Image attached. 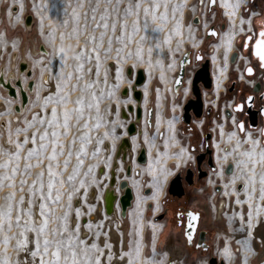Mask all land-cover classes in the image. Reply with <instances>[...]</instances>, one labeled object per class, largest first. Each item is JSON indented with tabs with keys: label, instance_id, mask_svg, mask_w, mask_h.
I'll list each match as a JSON object with an SVG mask.
<instances>
[{
	"label": "rangeland",
	"instance_id": "obj_1",
	"mask_svg": "<svg viewBox=\"0 0 264 264\" xmlns=\"http://www.w3.org/2000/svg\"><path fill=\"white\" fill-rule=\"evenodd\" d=\"M245 2L246 0H229L232 9H235L239 15L236 19H233V16H229L232 17L230 19L225 14L223 16L224 9L215 6L210 12L206 11L201 22L196 24L191 22V17L193 15H203L207 2H202V0H141L139 13L137 14L133 7L131 14L127 15L124 14V6L127 4L134 6L136 0H121L119 18L127 22L125 32L126 34L132 33L133 42L129 44L126 38L124 43L115 40V36L120 34L119 24L117 32L112 33L111 20L114 17L110 16L109 29L107 30L103 47H107V35H113L111 52L106 57L101 49L98 74L95 59L88 61L85 56L83 76L80 80H77L76 77L80 74L76 71V65L79 62L75 59L74 53L79 51L80 46L86 45L85 37L93 31L92 25L96 23V20H100L103 0H101V7L95 13L96 20L92 19L93 13L91 11V8L96 5V0H84L83 8L79 7L80 0H12V3L11 0H0V72L4 70V74L6 73L10 61L12 62L11 65H13L14 58L10 54L13 50V53H16V60L21 55H26V57L29 55L30 58H33L31 60L34 64L28 76L22 74V77L32 86V90L29 92L28 99L24 101V108L18 116L14 113L20 99L11 97L9 95L10 89L6 92L4 87L0 85V164L4 161H9V169L5 170L0 167V173L10 171L13 162L6 155V152L15 151L14 145L7 143L9 130H11L13 140L22 142L26 133L24 131L17 133V128L23 129L27 127L29 136L33 131H44L47 128L49 140H51L53 139L51 132L54 125H48L47 120L51 118L52 104H45V98L52 97L58 100L59 96L63 95L64 92H70V102L64 107L73 109L75 100L83 96V114L80 116L79 121L75 119L76 113H73L69 134L58 137L64 142L65 150L62 155L58 154L57 156L59 164L56 167L62 171L60 176L55 178L56 183L53 186L52 196L54 198L57 195V190H59L60 200L58 203L45 201L48 207L55 210V215L58 218L49 223L48 234L50 235V230L56 227L58 231L56 238L62 239L64 243L70 244L71 248L76 250L77 260L80 264H84L86 260L88 264H95L96 256L100 257L101 264H127L128 257L121 256V253H128L131 248L132 255L135 256L137 240L140 241L141 264L149 258L150 261H156L157 264H209L207 261L210 255L209 251L202 252L197 250L192 254H188L182 233L177 232L171 235V233L163 230L162 221L155 220V217L160 213L162 200L169 181L175 171L180 169L186 160L190 158V153L186 150L187 132L181 122V105L187 92H180L175 96L172 82L178 71V60L181 54L188 49L195 51L201 48L202 53L209 57L210 61H212L211 54H213V58H216V62L213 65L211 64V73L214 74L215 81H218L215 83L216 89L219 90L221 88V74L226 68L227 70L232 69L228 62V52L233 48L234 41L240 37L241 33L246 31L248 26L247 19L252 12H244L243 4ZM152 3L159 4V7L155 9V21L151 18V11L147 16L143 11L145 4L150 5ZM165 3L168 5L167 9L164 7ZM181 4L184 7L180 8L179 5ZM14 5L17 6L13 8L14 11L18 9L16 12L12 11V6ZM173 5L178 6L175 12H173ZM196 5L197 11L193 13ZM73 9L80 14V19L75 24L72 20ZM85 13L87 14V19H85ZM162 13H166L167 20L163 21V30L158 32L155 30V25L161 23L160 16ZM28 14L32 17L30 27L25 25V16ZM65 19L68 20L67 25L62 23ZM214 20L218 21V23L225 22L226 27L220 30L217 38L210 37L207 41H204L205 28L213 23ZM100 22L103 23L102 20ZM134 22L136 23L134 24ZM145 23L148 24L146 28L143 27ZM136 24L140 26L138 31ZM85 25L86 30L80 34L79 41H77L76 37L69 35L73 27H83ZM100 31H103V29L96 28L94 35L98 37ZM61 33L64 34L63 39H61ZM165 34L169 36L167 44L163 43ZM141 37H144L142 41L143 58L137 59L135 41ZM157 40L161 42V47L159 49L153 48V54L150 58L151 63H148L147 49L153 46ZM86 47H91V45L87 44ZM35 48H38V51ZM42 48L46 53L41 51ZM59 48L64 49V53L67 55L66 60L62 59L63 54H58L57 50ZM117 48L122 49L120 55L125 57L123 60H117ZM129 49L132 51L130 56L127 55ZM225 53H227V58H225ZM170 64L172 65L171 67H169ZM193 66H196V63ZM128 67L132 69L131 74L127 73ZM138 68H142L145 74L144 83L142 84L145 96H142L141 105L147 106L145 110L148 107L152 108L151 123L140 122L138 131L132 134L133 144L130 152L125 159L119 158V160L121 163H130L132 165V155L135 150L138 151L141 144L145 145L147 156L144 163H139L135 160V163L139 164V168L132 170L131 175L136 189V199L133 196L125 214L120 216L119 213L121 222L112 219L117 233H111L110 235L108 227H106L107 224L104 226L103 219L100 217H96L95 220L88 219L90 214L96 210V194L100 187V179L96 174V167L102 164L104 160L106 163L110 161L111 156L106 152L105 146L110 143L111 148L114 147L119 136L125 131L127 121L130 120L121 116L120 108L129 99L133 100V98L131 94L122 95L121 90L122 88H128L129 90V85H133L135 70ZM117 69H119V79ZM192 70V66L188 67L186 76L191 74ZM227 70L223 80L226 79ZM69 72L72 73L70 80L67 77ZM61 73H63V76ZM62 81H67V83H62ZM58 83H61L62 87V91L59 93L57 92ZM73 84L77 85V87L74 91H71V85ZM86 84H91V88L85 87ZM97 103L99 105L98 111ZM89 104L92 105L91 108L88 107ZM57 107L59 109L61 106L58 104ZM161 111L163 112L162 118L165 123L159 129V116L157 114L159 115ZM34 114L35 120L33 119ZM40 117L45 118L43 125L39 123ZM60 119L62 120V117ZM26 121H33V123L26 125ZM225 122V127L230 125L227 120ZM85 124H87L86 127L84 126ZM160 132H162V136H159ZM69 141L74 142L69 144ZM39 142V139H37V143ZM81 144L84 146V151L80 154L79 159L83 161V164L78 166L79 170L74 173V179L68 181L67 177L73 174V168L77 167L78 157L76 153L79 151ZM166 144L167 147H165ZM30 147H33L30 140L28 143L23 144L21 157ZM69 147L72 151L70 157H68ZM245 147L249 148V144L246 143ZM181 149L184 151L182 152ZM50 150L51 148L49 147L48 151ZM57 151L59 153V147ZM245 156L247 157V155H244L239 160L251 162ZM66 157H68L67 168L63 164ZM257 158L255 159L258 162L254 173H246V177L251 178L254 175V183L251 179L252 186L249 194L251 196L255 194L251 209L252 224L259 226L264 224V219L260 220V216L264 215V199L260 197V177L264 175V162H261L260 154H258ZM29 162L34 163V159ZM221 162L223 163V161ZM24 163L25 161L21 158L19 161L21 170ZM47 163L48 161L45 159L44 164L46 165ZM126 164L124 166V174ZM39 170V166L29 170L31 172V175L27 177L29 184L36 178V173ZM238 170H240V166ZM241 173L240 171L237 175ZM19 179L20 176L17 173L15 199H18L21 195L18 190L20 187ZM48 179L45 168L43 177V194L45 197H47L48 192ZM60 180L64 181L62 186ZM228 182L226 184L231 187L232 179H229ZM24 187L27 189L28 185L26 184ZM34 187H39V181ZM253 187H255L254 192ZM89 190L90 192L93 191L92 195ZM9 191L10 189L6 183L3 187H0V210L5 207V198ZM68 192L72 193L71 202L68 199ZM39 197V192L32 195L34 226H38L42 219L39 216ZM145 198L148 199L146 202ZM213 198H216V196ZM213 204L203 207L202 221L203 226L209 227L211 231L212 256L214 257L215 255L220 258L225 264L228 261V264H264V244L257 241L256 246L250 247L247 243L246 247L243 237L236 236L243 231L241 227L244 222H246L248 227L249 206L238 203L235 208H224L219 215L217 210H215V202ZM257 204L261 206L259 214H257ZM22 206L28 207L26 203ZM77 209H79V216H77ZM65 211H67L68 216L66 223H63L59 217H62ZM13 216H15V212H13ZM82 218L87 219L85 223L82 222ZM20 223H24L23 218ZM13 225L9 230L7 229V221H5V230L10 236L12 233H19V229L15 227V220H13ZM77 225H79L78 230ZM61 226L65 229L62 233L59 232ZM27 234L30 239L35 237V233L31 232L30 229ZM154 235L155 254L153 253ZM17 238L18 236L13 237L7 247L8 258L13 264H15L17 259L22 261L25 258L23 253H20L19 256L17 255V250L14 247ZM81 240L83 244L79 243ZM93 244L96 245L95 248L91 247ZM106 245H111V248L106 247ZM225 245H227L229 250L228 256L223 251ZM32 246L34 245H30V247ZM248 247L252 251L249 252L247 250ZM85 251H87V255L84 254ZM110 252L111 256H109ZM63 254L65 253L62 250ZM66 254L71 259V253L68 252ZM3 255V233H0V257H3ZM31 259L29 256V264H31ZM133 264H135V261Z\"/></svg>",
	"mask_w": 264,
	"mask_h": 264
},
{
	"label": "flooded vegetation",
	"instance_id": "obj_2",
	"mask_svg": "<svg viewBox=\"0 0 264 264\" xmlns=\"http://www.w3.org/2000/svg\"><path fill=\"white\" fill-rule=\"evenodd\" d=\"M202 2H207L203 15L192 14L191 17L192 19L197 16L196 24L201 22L206 11L210 12L215 6L224 9L218 0H215L213 6H209V0H202ZM243 5L245 13L252 11L247 19L248 26L246 31L234 41L233 48H230L228 52V62L232 69L227 70L226 68L222 73L221 88L217 93L214 92L215 79L214 74L211 73V64L213 65L214 61H210V58L202 53L201 48L195 51L188 49L191 62L186 67L184 83L178 92H187L183 97L181 107L183 108L187 100L193 96L190 88L191 74L206 58L209 59L211 87L206 89L199 83L202 100L201 115L196 117L192 109H189V122L181 119L182 126L187 132L186 150L190 153V158L172 176V178H177L170 192L167 187L159 213L162 216L159 220L163 222V230L171 235L181 232L188 254L197 250L209 251L208 262L213 257L212 242L210 228L202 224L203 207L215 202V210L220 215L224 208H235L238 204L237 200L245 206H249V199L253 203L255 194L253 196L249 194L252 186L251 179L246 177V173L252 174L253 172L252 164L248 160L241 163L242 160L239 158L242 159L244 153L252 152L255 155L247 156L249 160L258 159V154L264 150V66H262L264 62L256 54L261 47H264L257 45V41L264 40V37L260 35L261 30L264 29V0H246ZM196 11L197 5L193 13ZM225 27V22L218 23L214 20L205 28L204 41L210 37L217 38L220 30ZM198 54L202 55V59L197 61ZM211 56L213 57V54ZM195 63L196 66H193ZM190 66L193 68L192 73L186 76L187 68ZM249 67L253 70L251 73L246 70ZM226 70L228 71L227 76L223 80ZM248 97L252 98L251 101ZM237 104L242 107L237 109ZM145 116L143 111L140 120L145 119ZM225 120L230 123L227 127H225ZM241 123L244 125L243 131L239 128ZM231 133L235 135L230 138ZM237 142H239V147H237ZM246 143L249 144V148L245 147ZM247 157L245 156L246 159ZM239 166L240 170H238ZM240 171L242 173L237 175ZM229 179H232L231 187L227 185ZM214 196L216 198H213ZM189 211L198 214L197 219L192 221L196 227L190 230L191 242L185 235L188 229L187 213ZM178 213L182 215L178 216ZM214 257L216 258L215 264H220V258L215 255Z\"/></svg>",
	"mask_w": 264,
	"mask_h": 264
},
{
	"label": "snow or ice",
	"instance_id": "obj_3",
	"mask_svg": "<svg viewBox=\"0 0 264 264\" xmlns=\"http://www.w3.org/2000/svg\"><path fill=\"white\" fill-rule=\"evenodd\" d=\"M213 3H215V0H212ZM22 7V5H21ZM79 7H84V0H80ZM101 7V0H96V5L91 8V11L93 13L92 19L96 20L95 13L97 12V9ZM121 7V0H103V9L100 14V20L103 21V23L100 22V20H96V23L92 25L93 31L89 33L85 37L86 45L90 44L91 47L80 46L79 51L74 53L75 59L79 62L76 65V71L80 75H77L76 79L80 80L83 76V69H84V58L87 57L88 61H91L93 58L96 61V71L97 74L99 73V67H100V61H101V49L105 53L106 57L109 52L112 50V44H113V35H107V47H103L105 36L107 33V30L109 29V17H114L111 20V31L112 33L117 32V26L119 24V35L115 36V40H117L120 43H124L125 38L127 39V42L130 44L133 42L132 33L125 32L127 27V22L123 19L119 18V9ZM133 7L135 8L137 14L139 13L141 9V0H136V3L134 6L132 4H127L124 6V14H131ZM159 7L158 3H152V4H145L143 6V11L145 15L147 16L149 12L151 11V18L153 21L156 20V13L155 9ZM165 9H167L168 5L165 3L164 5ZM177 5H173V12L177 10ZM180 8L184 7L183 4L179 5ZM225 7H228V5L225 3ZM230 16H234L235 12H232L229 14ZM80 14L73 9L72 14V20L74 24L79 21ZM85 19H87V14L85 13ZM161 23L155 25L156 31L163 30L164 24L163 21L167 20L166 13H162L160 16ZM64 25L68 24V20L65 19L62 21ZM136 22H134L135 24ZM143 27H148V24L145 23ZM100 28L103 29V31H100L99 36L97 37L94 35L95 29ZM140 26L136 24L137 31L139 30ZM86 30V25L83 27H73L72 31L69 33L70 36L76 37L77 41H79V36L81 33H83ZM213 34H215L213 32ZM260 35L264 37V29L261 30ZM64 38V34L61 33V39ZM144 37H141L140 39L136 40L135 43L137 45L136 47V58L142 59V52H143V46L142 41ZM169 42V36L167 34L164 35L163 43L167 44ZM258 46H264V40L257 41ZM127 46V45H125ZM159 49L161 47V42L157 40V42L153 45L148 47L147 52L149 56L148 63H151V56L153 54V48ZM58 54H63L62 59L66 60L67 55L64 53L63 48H59ZM122 49L117 48V60H123L125 57L121 56ZM94 54V55H93ZM262 62H264V47H261L259 51L256 53ZM127 55H132L131 49H129ZM225 58H227V53H225ZM199 59V57H197ZM172 65L170 64L169 67ZM264 66V64H262ZM249 73H251L253 70L251 67L246 69ZM118 73V79H119V69H117ZM63 76V73H61ZM67 77L70 80L72 78V73H67ZM62 83H67V81H62ZM177 83H179V80H177ZM91 84H86L85 87L91 88ZM77 85L73 84L71 85V91H74L76 89ZM62 87L61 83L57 84V92H61ZM83 91V89H81ZM38 95V94H37ZM94 95V94H93ZM70 92H64L63 95L59 96V99H54L52 97H46L44 100L45 104L51 103V118L47 120L48 125H54V128L51 132V137L53 139L49 140V132L47 128L44 129V131H33L30 136L27 132V127L20 129L17 128L16 132L19 133L21 131H24L25 137L24 140L18 141L13 140L11 137V130H9L8 134V140L7 143L14 145L15 151L12 152H6V155L9 156V158L13 161L11 164L10 171H5L3 173H0V187H3L5 183L7 184V187L10 189V191L6 195V204L3 210H0V233H3V244H4V255L3 257H0V264H13V262L8 258L7 253V247L9 244V241L13 237H17L16 243L14 245L15 249L17 250V255L19 256L20 253H23L25 255L24 260H19L15 262V264H29L28 257L30 256L31 264H80V262L77 260V252L74 248H71L70 244H66L63 242L62 239H57L56 236L58 235V231L56 227H53L50 230V235L48 225L50 222L57 220L58 218L55 215V210L53 208L48 207L46 200L52 201V203H58L60 200V193L59 190H57V195L53 198L52 196V190L53 186L56 183L55 178L60 176L61 169H58L56 165L59 164V161L57 160V156L62 155L64 153L65 147L64 142L58 137L61 135H68L71 124L70 122L73 120V113H76L75 119L79 121L80 116L83 114L82 108H83V96L78 97L75 100V107L73 109H68L67 107H64L70 102ZM251 97H248V100L251 101ZM60 105L61 107L58 109L57 105ZM89 108L92 107L91 104L88 105ZM242 105L237 104L236 108L240 109ZM99 110V105L97 103V111ZM62 117V120L60 119ZM33 119L35 120V114ZM26 125H31L33 121H26ZM39 123L43 125L45 123V118L40 117ZM85 127L87 124L84 125ZM239 128L241 131H243L244 125L241 123L239 125ZM235 133L230 134V138L234 136ZM37 139H39V143H37ZM31 141V144L33 147L28 148L27 152L21 157V149L23 144H26ZM74 141H69V144L73 143ZM49 147L51 148L50 151H48ZM59 147V153L57 151ZM167 147V144L165 145ZM237 147H239V142H237ZM6 151V150H5ZM84 151V146L81 144L79 151L76 153L78 160H77V167L73 168V174H70L67 179L68 181H72L74 179V173H76L79 169L78 166L80 164H83V161L79 159L80 154ZM98 151V149H97ZM183 152L184 150L181 149ZM72 155L71 148L68 149V157ZM244 155H247L249 157H252L255 155V153L248 152L244 153ZM68 157H66L63 161L64 167L67 168L68 166ZM21 158L25 161L23 164V169L21 170L19 161ZM34 159V163H31L29 161H32ZM47 160L48 163L45 165L44 160ZM260 160L261 162H264V150L260 152ZM243 163V161H241ZM252 164V171L254 173L255 166L257 164V161L255 159L251 160ZM39 166V171L36 173V178L31 181V183H28L27 177L31 175V172L29 171L31 168ZM0 167L4 168L5 170L9 169V161H4L2 164H0ZM45 168L47 170L48 174V182H47V197L43 194V188H44V181L43 177L45 174ZM17 173H19L20 179L18 181L20 187L19 192L21 195L18 199H15L16 197V191H17V180L16 176ZM250 179L253 180L254 183V175ZM39 181V187H34L37 182ZM64 181L60 180L61 186L63 185ZM83 183V181H81ZM28 185L27 189H25V185ZM260 197L264 199V175H261L260 177ZM247 187V184L245 185ZM255 191V187H253V192ZM39 192V216L42 218L38 224V226H34L33 222V199L32 195L33 193ZM27 193V194H26ZM72 193L68 192V199L69 202H71ZM155 198V197H153ZM27 204L28 207H23L22 205ZM237 203H240L239 200H237ZM257 214H259L260 205L257 204ZM252 202L251 199H249V211H248V235L251 237L253 235L252 233ZM13 212H15V216H13ZM178 216L182 215L181 213L177 214ZM189 217L188 222V229L185 231V235L189 242L192 240V235L190 230H194L196 225L192 223V221H195L197 219V215L191 211L187 213ZM68 213L65 211L63 213L62 217H59V219L66 223L67 221ZM77 216H79V209H77ZM22 218L24 219V223L21 224ZM13 220H15V227L19 229V233H12L11 236L7 233L5 230V221H7V229H11L13 225ZM79 228V225H77V230ZM31 230V232L35 233V237L33 239H30L28 236V230ZM65 229L63 226L60 227L59 232H63ZM51 236V238H50ZM80 244H83V241H79ZM239 243V242H238ZM245 246L247 247V240L244 241ZM261 243L264 244V239L261 240ZM30 245H34L30 247ZM92 248H95L96 245L93 244L91 246ZM106 247L111 248V245H106ZM62 250L63 254L62 255ZM247 250L250 252L252 249L250 247L247 248ZM224 254L226 256L229 255V250L227 245H225L224 248ZM71 253V259H69V255L66 253ZM153 253L155 254V235L153 236ZM87 255V251L84 253ZM109 256H111V252L109 253ZM121 256H127V264H133L135 261V264H141L140 260V241L137 240L136 242V248H135V256L132 255L131 248L129 249L128 253H121ZM38 258V260H37ZM84 264H88V261H84ZM95 264H101L100 257H95ZM143 264H157L156 261H150L149 259H146Z\"/></svg>",
	"mask_w": 264,
	"mask_h": 264
},
{
	"label": "bare ground",
	"instance_id": "obj_4",
	"mask_svg": "<svg viewBox=\"0 0 264 264\" xmlns=\"http://www.w3.org/2000/svg\"><path fill=\"white\" fill-rule=\"evenodd\" d=\"M218 2L221 5V7L224 8V13L226 15H228V17L230 16L229 14L232 13V12H235V15L233 16V19H236V17H239V15L236 12V10L232 9L231 4L229 3V0H218ZM11 3H12V0H11ZM225 3L228 5V7H225ZM15 7H17V6L16 5L12 6V11L13 12H16L18 10L17 9V10L14 11L13 8H15ZM12 14H14V13H12ZM229 18L231 19L232 17H229ZM31 24H32V22H30L29 24L25 23L26 27H30ZM30 49H31V47H30ZM35 49L38 51V48H35ZM13 51L10 53L11 56L14 58L13 65H11L12 62L10 61L9 62V66H8V68L6 70V73L4 74V72H3L4 70H2V72H0V85L2 87H4L6 92H8L9 88H12L13 90H12L11 94L9 93V95L11 97H13V98L20 99V102L18 103L19 105H18V107H15V111L16 112L14 113V114H16L18 116V114L24 108V104H23L24 101L22 100L21 95L22 94L25 95V100H27L28 97H29V92L32 90V86H30V84H28V81L24 77H22V74H24L25 76H28L29 73H30V69L32 68V65L34 66V64L32 63L33 58H30L28 54H27L28 55L27 57H26V55L25 56L21 55L18 58V60H16V53L15 52L13 53ZM41 51L46 53V51L43 48L41 49ZM30 55H32V54H30ZM212 60L214 62H216L215 61L216 58L212 57ZM215 64H217V63H215ZM217 67H218V65H217ZM134 76H135V74H134ZM217 82L218 81H215V83H217ZM215 83H214V92L217 93L218 89H216V84ZM142 84L141 85H136V84H134V80H133V85H129V90H128L127 94H129V95L131 94V96H132L133 88H138L141 91L142 96L144 97L145 96V92H144V89L142 88ZM147 97H148V95H147ZM23 98H24V96H23ZM141 101H142V98H141L140 101H136L134 99L133 100L129 99L126 102V104L123 107H121V108L124 109V111L126 113L125 118L130 119V120L127 121V124L129 122H131V121L135 122V126H136L135 132L138 131V127L140 125V122H143V121L146 122V116H145V119H143L142 121L140 120L141 118L137 120L135 118L134 111H129L127 109V105H132L134 107V109H135V106L137 104H139L141 106V108H142V112L144 111L145 115H146L147 109L150 108V107H148L145 110V108L147 106L146 105H145V107L142 106L141 105ZM162 114H163L162 111H161V113H159V115L157 114V116H159V118H158V128L159 129L165 123L163 118H162L163 117ZM146 124H147V122H146ZM158 128H157V131H158ZM125 131H126V128H125ZM125 131L119 136V138H118V140L115 143L113 148H111L110 143L105 146L106 152L109 153L111 157H110V161L108 163H106L105 160H104V162L102 164H100V165H98L96 167V171H97L96 174L98 175V177L100 179V187L98 188V191H97V194H96V200H97L96 206H95L96 210L94 211V213L90 214V218L88 217V219H90V220H92L91 217H95V219H96V217H100L101 219H103L104 226L107 224L106 227H108V232L110 233V235H111V233L112 234L113 233L114 234L117 233V229L113 225L112 219H116L117 222H119L120 219H121L120 216L122 214H121V211H120V205H119V203L117 201V198H115L114 203H113V212L111 214H105V212H104V201H103L104 191L111 188V189H113L114 194H116V196L118 197L121 194V192H122L121 189L118 187V182L121 179H124V180H126L127 184L131 187L132 194H133L134 198L136 199V189H135L133 181H132V175L131 174L130 175H126V173L124 174V166H125L126 163H121V161L119 160V158L125 159V157H127L128 153L131 150L132 144H133L132 134H135V132L132 133V134H127ZM124 136H126L128 138L129 145L127 147L123 148L122 152L120 153V155L118 157H115L114 154H115V150H116L117 144H118L120 138H122ZM142 147L144 148L145 152L147 153L146 147L143 144H141L139 146L138 151L137 150L134 151V153L132 155V160H131L133 163H132V165L130 163H128L130 165V167H131V171L136 169V168H139L138 167L139 164L137 165L135 163V160H136V156H137L140 148H142ZM146 156H147V154H146ZM128 164H126V166ZM99 167H102V172L98 171ZM111 174H113V177H114L113 185H110L109 182H108ZM89 192H90V190H89ZM90 193L92 195L93 191L90 192ZM146 200H148V199L145 198V202H146ZM119 213H120V216H119ZM263 219H264V215H261L260 216V220H263ZM86 220H85V222H86ZM85 222H83V223H85ZM241 229L243 231L240 230L241 231L240 234H237L236 236H239V237L241 236V237H243V240H247V243L250 245V247H253L254 245L256 246L257 245L256 244L257 241L261 242V240L264 239V224H261L259 226L253 225V228H252L253 235L251 237H249V235H248V227L246 226V222H244V224L241 227ZM106 254H107V252H106ZM115 255H117V254H115ZM102 262H103V258H102ZM107 262H108V259H107ZM226 263L228 264L229 261L226 262Z\"/></svg>",
	"mask_w": 264,
	"mask_h": 264
},
{
	"label": "water",
	"instance_id": "obj_5",
	"mask_svg": "<svg viewBox=\"0 0 264 264\" xmlns=\"http://www.w3.org/2000/svg\"><path fill=\"white\" fill-rule=\"evenodd\" d=\"M201 1V0H200ZM214 3L212 0H209V6H213ZM32 22V17L31 15H26L25 16V23L29 24ZM191 22L197 23L198 19L197 16L191 19ZM190 51L186 50L184 51L179 60H178V71L176 75L174 76L173 82H172V89L175 94V96L179 92L180 86L183 85L184 83V74L186 71V67L189 66L191 62V58L189 57ZM199 57V59H197ZM202 59V55L198 54L196 56V60ZM21 67V66H20ZM132 69L130 67L127 68V73L131 74ZM145 79V74L142 68H138L135 71V76H134V84L136 85H141L144 82ZM177 80H179V83H177ZM211 76H210V71H209V59H204L200 67L194 70V72L190 76V88L192 91V97H190L187 102L184 104L182 110V116L181 119L185 122H189V117L190 115L188 114L189 109H192L193 114L198 117L202 113V100H201V93H200V87L199 83L206 89H209L211 87ZM10 89V93L12 92V88ZM128 93L127 88H122L121 94L126 95ZM24 96V98H23ZM132 98L136 101H140L142 98L141 91L138 88H133L132 90ZM22 100L25 101V95L22 94ZM127 109L129 111H134L135 118L138 120L142 117V108L139 104L135 106V109L132 105H127ZM120 114L123 118H125V111L123 108L120 109ZM151 118H152V108L147 109L146 113V122L148 124L151 123ZM136 130L135 122H129L126 125V133L127 134H132ZM159 136H162V132H160ZM129 145V140L126 136L120 138L116 150H115V157H118L120 153L122 152L124 147H127ZM136 161L139 163H144L146 161V152L144 148H140L137 156H136ZM99 172H102V167L98 168ZM131 167L128 164L125 168V173L126 175L131 174ZM177 177H174L171 179L170 184L168 186V191H171V187L176 180ZM113 174L110 175L109 178V184L113 185ZM118 187L121 189V194L117 197L116 194H114L113 189H108L104 191V196H103V201H104V212L105 214H111L113 212V203L115 198H117V201L120 205V210L121 214H125L126 209L128 206H130L132 199H133V194L130 186L127 184L126 180L121 179L118 182ZM148 192V191H146ZM162 216L158 214V216L155 217V220H159ZM90 218V217H89ZM92 220L95 219V217H91ZM86 218H82V221L85 222ZM215 257H212L209 261V264H215ZM220 264H225L223 261L220 262Z\"/></svg>",
	"mask_w": 264,
	"mask_h": 264
}]
</instances>
